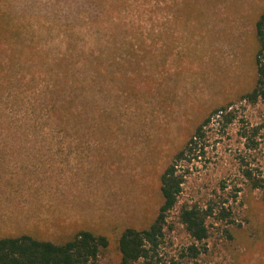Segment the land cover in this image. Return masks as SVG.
<instances>
[{
    "label": "rangeland",
    "instance_id": "obj_1",
    "mask_svg": "<svg viewBox=\"0 0 264 264\" xmlns=\"http://www.w3.org/2000/svg\"><path fill=\"white\" fill-rule=\"evenodd\" d=\"M10 1L16 13L62 24L76 23L79 8L92 13L86 0ZM150 1L70 95L50 98L39 82L15 90L17 102L4 91L0 237L90 230L109 238L100 260L118 264L119 234L153 220L160 174L210 117L176 167L183 184L163 264L192 243L178 220L183 206L212 211L206 251L186 264H264V103L242 97L253 84V25L264 0ZM53 105L68 118L54 119Z\"/></svg>",
    "mask_w": 264,
    "mask_h": 264
},
{
    "label": "trees",
    "instance_id": "obj_2",
    "mask_svg": "<svg viewBox=\"0 0 264 264\" xmlns=\"http://www.w3.org/2000/svg\"><path fill=\"white\" fill-rule=\"evenodd\" d=\"M92 13L79 8L76 23L62 24L45 20L41 13L19 14L12 10L10 0H0V99L20 101L17 89L29 83H42L50 98L70 95L72 87L86 82L92 60L94 68L101 63L108 45L116 49L115 40L122 36L135 19L142 18L141 8L150 0H86ZM87 10V11H89ZM255 52L251 89L242 97L250 103H264V9L253 25ZM85 85V84H84ZM82 85V86H84ZM52 109L54 119L67 116L63 106ZM62 108V109H59ZM226 110H215L213 114ZM35 112V110L33 109ZM231 119H228L229 122ZM210 117L200 123L184 147L176 152L160 174L158 189L161 203L153 220L144 228H125L118 236V264H163L162 245L169 213L176 206L182 191L183 174L177 164L191 154L205 136L204 127ZM248 179L251 175L247 173ZM257 189L261 184L252 181ZM211 209L183 206L178 220L192 240L184 251L169 257L168 264H186L206 251L203 241L208 237L206 220ZM227 214L222 212V218ZM109 238L90 230H78L66 238L48 240L30 234L0 237V264H105L101 254L109 247ZM196 264V262H194Z\"/></svg>",
    "mask_w": 264,
    "mask_h": 264
}]
</instances>
